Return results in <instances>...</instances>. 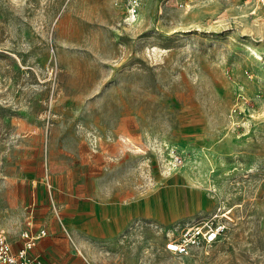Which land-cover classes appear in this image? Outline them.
I'll use <instances>...</instances> for the list:
<instances>
[{
    "label": "rangeland",
    "instance_id": "obj_1",
    "mask_svg": "<svg viewBox=\"0 0 264 264\" xmlns=\"http://www.w3.org/2000/svg\"><path fill=\"white\" fill-rule=\"evenodd\" d=\"M133 4L0 0V232L33 212L35 264H264V0Z\"/></svg>",
    "mask_w": 264,
    "mask_h": 264
},
{
    "label": "built area",
    "instance_id": "obj_2",
    "mask_svg": "<svg viewBox=\"0 0 264 264\" xmlns=\"http://www.w3.org/2000/svg\"><path fill=\"white\" fill-rule=\"evenodd\" d=\"M138 0H134L133 13H136ZM56 215L59 213L56 208ZM32 212V211H31ZM224 226L221 224L208 223L204 226L193 228L189 235L179 240H170L166 244V249L175 253H186L189 247L198 245L200 241L213 242L217 240ZM47 236L46 229L40 227L34 220V213L30 216L27 228L22 232L23 246L14 253L11 244L8 242L6 234L0 232V264H35L34 260L29 257V252L35 248L37 242Z\"/></svg>",
    "mask_w": 264,
    "mask_h": 264
},
{
    "label": "crops",
    "instance_id": "obj_3",
    "mask_svg": "<svg viewBox=\"0 0 264 264\" xmlns=\"http://www.w3.org/2000/svg\"><path fill=\"white\" fill-rule=\"evenodd\" d=\"M106 211H109L110 209H111V207H109V206H105V207H103ZM131 211H132V213H134L135 214V212H136V209L135 208H133L132 207V209H131ZM38 221L39 222H37V224L40 226V227H42V228H44V229H46L45 228V226L44 225H42L43 223H41V221L39 220V218H38ZM105 224H102V226H104ZM76 229V228H75ZM74 229V230H75ZM47 231V230H46ZM76 231L77 232H80L78 229H76ZM83 233H84V235H85V231H83ZM82 233V234H83ZM46 237V236H45ZM76 241H77V245L79 246V247H84V242H82V239H80V237H77L76 238ZM82 242V243H81ZM38 243V242H37ZM51 244V243H50ZM37 245V244H36ZM36 247V246H35ZM45 249H46V244L44 243V242H39L38 243V247L36 248V252L37 253H39V254H41V253H44L45 252ZM45 263H47L46 261H45ZM44 263V264H45Z\"/></svg>",
    "mask_w": 264,
    "mask_h": 264
},
{
    "label": "bare ground",
    "instance_id": "obj_4",
    "mask_svg": "<svg viewBox=\"0 0 264 264\" xmlns=\"http://www.w3.org/2000/svg\"><path fill=\"white\" fill-rule=\"evenodd\" d=\"M135 17V16H134Z\"/></svg>",
    "mask_w": 264,
    "mask_h": 264
}]
</instances>
